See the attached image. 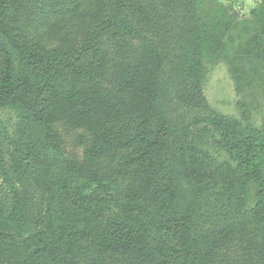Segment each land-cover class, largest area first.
<instances>
[{
	"label": "rangeland",
	"instance_id": "1",
	"mask_svg": "<svg viewBox=\"0 0 264 264\" xmlns=\"http://www.w3.org/2000/svg\"><path fill=\"white\" fill-rule=\"evenodd\" d=\"M58 1L45 17L41 0H5L0 44L12 55L23 115L44 125L41 136L68 164L93 177L80 196L104 205L88 220L64 216L28 175L18 184L15 217L0 223V264H171L142 236L119 243L107 235L170 196L169 153L147 104L152 72L163 85L177 73L173 93L178 110L191 115L199 151L194 167L208 180L204 193L212 191L194 210L160 222L162 244L180 247L191 264H264L251 214L234 220L213 201L225 163H235L217 144L219 132L201 122L219 115L264 134V0H185L190 14L183 0ZM3 60L0 53V75ZM130 72L135 82L126 85ZM1 103L0 126L12 129L18 112ZM0 159L11 163L5 153ZM247 188L244 208L264 204V184ZM13 205L0 179V221Z\"/></svg>",
	"mask_w": 264,
	"mask_h": 264
},
{
	"label": "trees",
	"instance_id": "2",
	"mask_svg": "<svg viewBox=\"0 0 264 264\" xmlns=\"http://www.w3.org/2000/svg\"><path fill=\"white\" fill-rule=\"evenodd\" d=\"M4 1L0 0V6ZM41 2L45 17L55 14L60 8L58 0ZM183 2L187 14L192 13L187 1ZM0 53L4 57V68L0 75L1 105L8 104L18 112L12 129L0 126V152L5 153L11 160L10 165H6L0 159V179L7 192L14 198L12 212L0 223L9 222L11 216L15 217L21 197L18 184L26 180L28 175L33 177L42 191L61 204L62 215L87 220L94 218L104 205L102 198L81 197L79 193L91 184L93 177L68 164L62 153L41 136L44 125L38 126L32 116L23 115L26 106L22 103L20 95H13L15 67L12 55L1 44ZM29 58L39 59L37 64L43 63L44 60L31 54ZM173 74L169 82L163 85L159 83L161 79L157 72H152V77L145 83L151 90L147 104L154 110L153 124L160 131L157 136L165 139L169 153L168 170L172 173L171 185L168 188L170 196L142 219L130 225L113 228L107 235L119 243H133L142 236L156 250L161 249V255L171 264H191L192 257L183 253L180 247H168L161 242V221L194 210L198 196L212 194V191L209 194L204 193L208 180L194 167L199 151L192 142L193 134L189 122L191 115H183L178 110L179 103L173 93L174 86L177 85V73ZM134 76L131 72L124 76L126 85L135 82ZM9 97L13 100L7 101ZM216 117L218 119H215ZM201 122L219 132L220 140L217 144L227 151L235 163L234 167L225 163L228 167L225 170L226 181L213 201H219L220 206L234 220L244 219L250 213L252 222L259 227L264 237V204L259 202L253 207L244 208L249 183L255 181L264 184V134L256 129L236 127L233 118L219 115H207ZM35 125L39 128L38 132L35 131ZM109 182L117 187L114 179H109Z\"/></svg>",
	"mask_w": 264,
	"mask_h": 264
}]
</instances>
